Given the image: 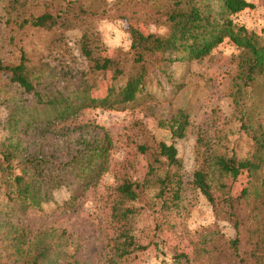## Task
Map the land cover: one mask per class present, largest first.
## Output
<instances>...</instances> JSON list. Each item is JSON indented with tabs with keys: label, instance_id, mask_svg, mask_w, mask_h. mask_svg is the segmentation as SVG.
<instances>
[{
	"label": "trees",
	"instance_id": "1",
	"mask_svg": "<svg viewBox=\"0 0 264 264\" xmlns=\"http://www.w3.org/2000/svg\"><path fill=\"white\" fill-rule=\"evenodd\" d=\"M212 1L116 0L110 5L108 0H9L8 25L13 24L17 30L81 29L80 50L88 69L38 67L31 64L23 48L16 63L0 60V73L7 76L10 88L15 87L8 95V138L0 142V198L6 196L8 203L41 209L54 191L67 186L72 177L81 180L86 188L95 185L109 168L113 144L108 133L82 143L77 140L79 147L61 161L53 159L54 152L49 155L41 147L31 149V141L24 135L46 131L89 108L135 107L144 100L142 97H153L147 91V79L162 74L171 81L174 64L201 60L227 38L245 54L239 64V78L244 86L264 76L262 37L232 18L255 5L247 0H221L218 19ZM111 12L129 21L131 45L127 51L120 48L107 55L94 18L111 17ZM134 22L154 24L157 31L144 33ZM162 27L163 33L158 31ZM108 72L113 89L103 97L93 96L95 78ZM17 90L22 93L18 98ZM26 94L32 95V99L28 100ZM235 101L240 104L239 99ZM243 116L241 126L251 136L253 149L243 157L209 153L208 165L199 167L193 179L195 188L212 205L216 219L229 222L236 234L230 238L218 226L198 232L191 238V254L175 250L174 258L180 262L264 264V126L261 122L251 126ZM168 123L172 139L183 138L190 120L181 112ZM139 148L146 152L149 146L143 144ZM157 151L144 179L116 174L110 206L111 229L104 246L106 264H133L152 244L159 246L155 237L163 232L167 218L179 206L184 188L183 161L173 142H157ZM243 171L248 172L250 180L236 194ZM144 191H153L150 209H158L157 214L166 218L147 230L138 226L144 209L139 205ZM55 236L53 228H46L31 238L24 228L9 224L8 231L0 229V264L79 262L70 261L69 243L63 244Z\"/></svg>",
	"mask_w": 264,
	"mask_h": 264
},
{
	"label": "rangeland",
	"instance_id": "2",
	"mask_svg": "<svg viewBox=\"0 0 264 264\" xmlns=\"http://www.w3.org/2000/svg\"><path fill=\"white\" fill-rule=\"evenodd\" d=\"M9 0H0V60L16 63L23 48L31 64L56 67L57 70L88 69L87 60L80 50L82 30H54L38 32L32 29L17 30L8 25ZM253 8H247L232 18L249 31L262 37L264 45V0H247ZM116 0H108L110 5ZM214 12L220 19L222 1L213 0ZM95 28L105 46V54L112 55L131 45L130 23L111 12V17L94 18ZM144 33L157 31L154 24L134 22ZM158 31L165 32V28ZM63 39L59 41L58 39ZM245 56L243 50L226 39L201 60H187L173 65V78L168 81L162 74L147 79L148 92L152 98H144L135 107L113 110L89 108L65 123H55L48 130L29 132L24 137L31 141V149L43 148L54 152L53 159L61 161L85 140L109 134L112 150L109 154L108 171L88 188L82 181L71 178L67 186L56 189L52 198L41 209L27 208L18 202L8 203L6 196L0 198V229L8 231L14 224L25 229L31 238L41 230L53 228L60 242L69 243L70 261L76 264H106V235L111 229L110 206L114 199L113 185L116 174H129L134 179H144L149 162L157 155V142L175 143L178 156L183 161V195L179 206L167 218L162 233H157L155 242L140 253L133 264H186L174 258L175 250L191 254V238L198 232H207L217 226L228 237L236 234L233 225L219 221L208 199L193 185L194 173L202 165H208L210 153L246 156L253 149L251 136L242 128L245 121L264 126V76L250 86H244L239 78V64ZM68 67V68H67ZM92 95L103 97L114 87L111 73L95 78ZM94 80V81H95ZM8 86V78L0 73V142L8 138V95L15 87ZM17 90V97L21 96ZM28 100L32 95H25ZM239 99L238 105L235 99ZM14 102V101H12ZM181 112L188 115L190 125L183 138L172 139L169 127ZM241 118V119H240ZM77 140H81L77 144ZM149 146L142 152L140 145ZM249 174L243 171L235 193L248 185ZM258 188L259 184L257 183ZM153 191L141 195L143 214L138 226L151 229L157 221L164 222L159 211L150 209ZM144 205V206H143ZM155 212V213H154ZM162 237L159 239V236ZM55 236V237H56ZM146 239V238H145ZM148 239V238H147ZM149 241V240H148Z\"/></svg>",
	"mask_w": 264,
	"mask_h": 264
}]
</instances>
